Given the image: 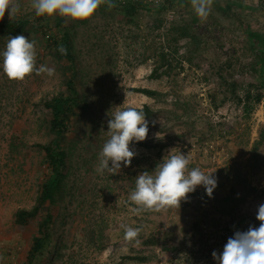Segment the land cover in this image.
<instances>
[{"label": "rangeland", "instance_id": "obj_1", "mask_svg": "<svg viewBox=\"0 0 264 264\" xmlns=\"http://www.w3.org/2000/svg\"><path fill=\"white\" fill-rule=\"evenodd\" d=\"M19 2V11L10 18L6 10L0 21L34 10L32 0ZM243 2L249 8L238 12L241 19L234 6L227 13L213 10L201 20L210 49L176 64L168 75L157 78L149 77L156 61L154 47L159 42L158 30L150 25L154 13L142 11L127 20L115 11L97 8L87 19L63 21L62 26L71 33L78 69L76 82L85 105L72 120L66 139L67 176L63 194L52 207V241L36 255L35 264H206L176 244L174 238L187 228L202 202H213L214 196L229 190L241 194L244 185L245 190L254 188L244 200L246 210L256 213L258 206L264 204V143L254 149L264 134V87L259 86L260 100L246 111L216 86L211 73L214 60L208 62L205 56L211 53L221 60L231 54L242 62L253 59L256 49L251 47L244 27L263 29L264 10L259 7V0ZM182 9L169 10L165 19L184 15ZM53 16L46 29L56 34ZM20 35L35 42L36 66L55 71L51 76L33 72L16 81L9 80L0 69V264H26L38 220L32 217L27 224L18 225L14 223V212L34 203L39 181L47 172L43 151L35 145L48 137L37 104L56 91L63 80V61L42 45L43 41H38L37 34ZM12 36L15 35L0 31V52ZM183 50L182 47L180 52ZM242 72L250 80L255 77L252 72ZM135 87L156 89L165 92V96L156 100L133 90ZM215 90L217 100H223L217 107L210 95ZM251 92H255L254 88ZM143 104L174 111L173 115L159 113L146 118V139L161 137L168 143L146 148L135 142L130 145L136 155L129 166L122 165L115 174L106 170L101 174L97 168L99 153L109 139L107 121L117 110ZM179 152L188 157L189 170H215L217 186L212 196L206 194L203 186H197L188 194L187 203L181 201L179 209L133 213L134 205L125 201L135 188L137 175L145 171L154 174L162 159ZM122 225L140 228L137 238L127 241ZM151 232L159 235L160 244L143 243ZM129 255L146 259L140 261ZM211 260L208 264H216L213 257Z\"/></svg>", "mask_w": 264, "mask_h": 264}, {"label": "trees", "instance_id": "obj_2", "mask_svg": "<svg viewBox=\"0 0 264 264\" xmlns=\"http://www.w3.org/2000/svg\"><path fill=\"white\" fill-rule=\"evenodd\" d=\"M111 3L114 4L112 8H108L107 3L101 4L98 8L115 11L127 20L136 18L141 15L142 11L154 13L150 25L153 30H158L159 42L154 47L156 61L149 74L151 78H157L162 74L168 75L176 64L180 65L183 61H189L194 56L210 49L208 35L204 32L205 27H201V19L192 9L190 0H111ZM259 3V7L264 10V0H259ZM234 6L237 8L235 14L239 15L240 19L241 15L238 12L249 8V5L245 4L243 0H213L210 14L213 10L227 13ZM173 8L176 12L180 8H184L182 9L184 11H181V14L184 15H172L170 16L172 18L166 20L165 14ZM53 19L54 25L58 28L56 34L46 29L50 17H36L34 10L12 19L0 21V31H7L15 36L28 32L37 34L38 41H43L42 45L53 51V55L63 61L61 66L63 80L60 87L38 100L37 104L48 137L45 142H36L35 145L43 151L47 172L39 181L34 203L29 208L18 207L14 212L15 224L25 225L32 217H37L38 220L36 233L32 235L26 253V264H35L36 255L52 241L54 220L52 207L59 202L63 194L67 176L69 154L66 148V139L71 129L72 120L79 116L85 105V100L76 82L78 69L71 33L69 29L62 26L66 18L54 15ZM244 31L245 36L251 42V47L256 49L253 59L249 57L248 61L242 62L238 59L234 60L231 54H226L221 60L220 57L211 53L205 56L209 59L208 62L214 60V63L211 64V73L212 77L216 79V86L221 87V92L226 98L235 99V102L243 105V109L247 111L261 98L259 86L264 87V28L249 30L245 26ZM60 45L67 49L66 55H61L57 50ZM182 47L184 50L181 53ZM221 49L227 50L224 46ZM144 60L145 58L142 59V61ZM242 71L252 72L255 77L250 80V77ZM251 88H254V93L251 92ZM133 90L156 100H161L165 96V92L147 87H135ZM227 91L228 95L226 96ZM217 93L218 91L215 90L210 94L215 107L223 103L222 99L217 100ZM135 108H142L146 114L145 118L159 113L175 114L172 110L153 108L147 104ZM167 143L161 137L148 138L139 142L146 148L162 147ZM263 143L264 134L262 133L254 149ZM253 190L254 188L245 190L243 185L241 194L229 190L223 195L214 196L213 202L206 199L202 202V206L193 212L192 221L187 223V228L182 229L180 234L174 237L175 243L189 250L195 258L206 264L211 263L212 252L216 251L218 254L222 252L227 239L232 237L236 231H246L250 225L259 226L260 221L256 219V213L246 210L243 206L247 193ZM159 242H161L159 235L153 232L143 239V243L146 245H154ZM162 247L165 249L166 246ZM8 251L5 254H8ZM127 257L140 261L146 259V256L142 255Z\"/></svg>", "mask_w": 264, "mask_h": 264}, {"label": "clouds", "instance_id": "obj_3", "mask_svg": "<svg viewBox=\"0 0 264 264\" xmlns=\"http://www.w3.org/2000/svg\"><path fill=\"white\" fill-rule=\"evenodd\" d=\"M107 3L114 7L111 0H32L31 7L36 17L59 15L70 20H84L91 17L95 10ZM195 14L205 20L210 14L213 0H190ZM20 9L19 0H0V20L6 10L11 18ZM57 50L61 55L67 49L60 45ZM35 42L24 35L9 38L5 49L0 52V69L9 80L22 81L33 72L36 74H54L53 68L44 65L36 66ZM144 110L128 106L113 113L107 121L109 139L99 153L97 171L106 170L110 174L118 173L122 165L127 167L136 153L130 148L135 142H142L148 134V120ZM154 123V122H153ZM189 159L182 153L169 155L157 164L154 174L142 172L137 175L135 188L125 203L134 205L131 211L139 214L145 211H160L180 207L181 201L188 199V194L197 186H203L211 197L217 180L214 171L204 173L199 168L189 170ZM111 165V166H109ZM256 219L258 227L249 226L246 231H236L227 239L222 252H212L216 264H264V204L258 206ZM122 227H125L122 225ZM140 228L125 227V239L129 242L137 238Z\"/></svg>", "mask_w": 264, "mask_h": 264}]
</instances>
